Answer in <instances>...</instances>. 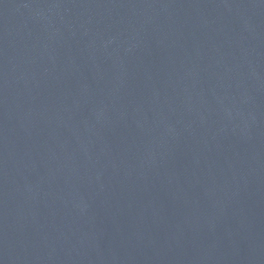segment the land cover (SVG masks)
<instances>
[{"label":"water","instance_id":"95a60500","mask_svg":"<svg viewBox=\"0 0 264 264\" xmlns=\"http://www.w3.org/2000/svg\"><path fill=\"white\" fill-rule=\"evenodd\" d=\"M0 264H264V0H0Z\"/></svg>","mask_w":264,"mask_h":264}]
</instances>
